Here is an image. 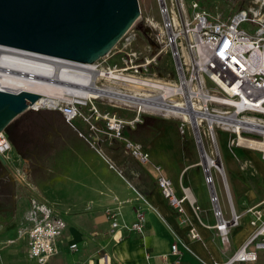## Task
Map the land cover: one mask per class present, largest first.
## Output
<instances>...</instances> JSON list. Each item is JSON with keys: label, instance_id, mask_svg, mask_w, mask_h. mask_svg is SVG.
<instances>
[{"label": "built area", "instance_id": "1", "mask_svg": "<svg viewBox=\"0 0 264 264\" xmlns=\"http://www.w3.org/2000/svg\"><path fill=\"white\" fill-rule=\"evenodd\" d=\"M154 1L157 3L161 22L146 18L144 27L152 44L160 46L173 61L175 81L162 82L148 78L150 69L157 64L160 52L139 58V54L130 49L135 35L129 30L110 55L106 56H110V63L113 62L110 70H107L110 75H115L111 83L125 87L115 83L114 78L129 77L156 83L157 89H141L143 93L138 96L147 102L137 107L136 117L129 123L115 113H111L110 117H101L93 106L92 109L95 119L101 118L106 122L105 127L110 138L123 141L125 150L134 159L142 165L153 167L157 187L168 205L182 216L185 215V207L188 205L197 215V209L194 208L196 200L191 191L181 188V196H177L171 180L165 176L160 166L152 163L149 153L141 145L124 137V128L126 125L133 127L138 123L141 114L181 120L180 115L167 111L175 108L185 113L187 119H182L181 123L189 124L195 134L201 135L200 127L205 124V134L212 140L215 131L233 136L229 142L230 147L258 153L264 162V0H252L249 6L226 19L198 11L199 6L195 2L186 5L183 0ZM148 48L150 53V47ZM34 55L46 58L70 72L80 71L86 66ZM93 65L100 71L99 62ZM114 92L124 96L131 95L121 90L114 89ZM95 100H62L54 110L59 111L65 122L73 127L72 122L77 118L89 122V118L81 114L79 109ZM30 109L36 112L41 110L34 107ZM90 128L93 129L92 126ZM11 149L4 133H0V156L6 159ZM216 168L224 176L222 168ZM204 173L205 183L212 189L210 203L216 220L214 228L221 242L227 243L230 230L239 226L241 215H237L231 207L229 217H224L210 172L204 170ZM143 203L146 204L145 201ZM148 208L152 209L150 206ZM245 213L249 215V225L253 228L250 237L225 262L213 261L209 264H258V255L264 252V210L254 206L247 208ZM31 217L34 224L24 234L28 255L34 264H46L57 255V240L66 225L53 212L38 207L35 202L32 203ZM105 217L112 230H126L140 235L144 232L145 217L140 211L129 225L120 224L118 214L110 210L105 212ZM188 236L191 240H200L194 226L190 227ZM4 248L5 246L0 245V253ZM70 249L76 250L77 246L72 245ZM183 253L192 255L187 245L177 240L170 249L173 260L164 258L163 264H180Z\"/></svg>", "mask_w": 264, "mask_h": 264}, {"label": "crops", "instance_id": "2", "mask_svg": "<svg viewBox=\"0 0 264 264\" xmlns=\"http://www.w3.org/2000/svg\"><path fill=\"white\" fill-rule=\"evenodd\" d=\"M86 117L89 122L77 118L71 127L57 110H27L10 124L12 149L6 165L0 163L9 173L0 179V212H31L37 202L65 222L57 240L58 253L46 264H163L164 258L173 260L170 249L177 240L192 252L183 253L180 264L223 263L250 237L253 228L245 212H235L241 215L240 224L230 230L227 243L221 242L216 220L206 207L195 215L187 205L185 215H178L162 197L153 167L140 164L123 141L110 138L105 122L92 113ZM250 167L256 170L254 164ZM163 172L181 196L180 175L167 168ZM260 183L264 187V181ZM4 187H10L9 195L3 193L8 192ZM5 202L10 203L9 210ZM254 206L264 210V188L246 193L240 208ZM107 210L118 214L120 224L128 225L142 212L143 234L112 230ZM223 215L228 218L229 212ZM191 226L199 241L189 238ZM72 245L77 249L71 250ZM7 249L0 253V264H34L29 255L26 260L18 258L14 246ZM258 264H264V252L259 253Z\"/></svg>", "mask_w": 264, "mask_h": 264}, {"label": "rangeland", "instance_id": "3", "mask_svg": "<svg viewBox=\"0 0 264 264\" xmlns=\"http://www.w3.org/2000/svg\"><path fill=\"white\" fill-rule=\"evenodd\" d=\"M183 1L186 5L195 2L199 6L198 11L226 19L232 17L240 9L249 6L252 0ZM138 4L140 18L130 29L131 33L135 35V41L130 49L139 54V58L152 56L160 52L157 57V64L150 69L148 78L162 82H174L176 72L173 61L165 51L161 50L160 46L152 44L149 40L147 29L144 27L146 18H152L158 23L161 22L157 3L154 0H138ZM148 47H150V53ZM98 62L99 69L103 71L110 70V65L113 63H110V56ZM96 85L100 88L110 87L115 90H121L123 93L131 95L143 93L140 88L114 86L103 78L98 80ZM7 88L14 91L13 87ZM92 106L101 117L107 115L110 117L111 113H115L117 117L126 123L132 121L137 114L136 105L120 103L112 98H98L92 101L91 104L88 103L87 106L81 107L79 112L86 116L91 113L94 114ZM98 120L105 122L101 118ZM10 128L11 126L4 135L11 144L9 138ZM200 130L201 135H197L189 124L182 125L181 120L177 118L141 114L139 122L133 127L125 126L123 135L127 140L141 145L149 153L152 163L155 159L160 160L161 162H156V164L162 170L167 168V170L177 172L180 175L178 180L180 193L181 188H188L191 191L196 200L194 208L199 212L198 215L205 207L209 212H213V207L210 203V191L212 189L205 183V167L202 165L203 155L199 151L200 146L204 155L216 163L219 162L221 165L224 176L214 168L210 170V175L222 212H231V207L234 212H245L247 208L244 207L242 210L240 206L241 202L246 201V193L251 190L258 191L264 188L260 183V180L264 181V164L260 161V155L233 146L230 147L229 142L233 139V136L230 137L221 131H215V136L212 140L207 133L205 134V124H202ZM252 164L255 166V171L250 167ZM8 174L7 171L0 168V179L6 178ZM5 188H7L8 192L3 193L9 195L10 187H4V191ZM23 188L26 189V185ZM2 191L3 188L0 189L1 195H3ZM36 205L40 204L36 202ZM5 206V210L10 209L9 202H5ZM38 219H40V216ZM33 224L31 212H0V245L7 247V250L14 246L18 258L26 260L28 258V254H26L28 245L24 234Z\"/></svg>", "mask_w": 264, "mask_h": 264}, {"label": "water", "instance_id": "4", "mask_svg": "<svg viewBox=\"0 0 264 264\" xmlns=\"http://www.w3.org/2000/svg\"><path fill=\"white\" fill-rule=\"evenodd\" d=\"M139 16L138 0H0V47L93 65ZM40 99L33 92L0 89V133ZM0 163L6 165L2 156Z\"/></svg>", "mask_w": 264, "mask_h": 264}, {"label": "bare ground", "instance_id": "5", "mask_svg": "<svg viewBox=\"0 0 264 264\" xmlns=\"http://www.w3.org/2000/svg\"><path fill=\"white\" fill-rule=\"evenodd\" d=\"M115 75L108 71H97L95 65H86L80 71H67L58 67L46 58H40L32 53L0 47V89L24 90L40 94V99L33 107L54 109L62 100H88L98 98L115 99L120 103L131 105H145L147 100L139 98L135 93L124 96L114 92L113 88H100L96 82L101 78L111 82ZM114 82L137 89H157L156 83L148 80L124 77L114 78ZM117 81V82H116ZM168 113L180 115V119H187L184 112L175 108L167 109ZM257 146V145H256ZM203 155L204 170L210 172L216 168V163ZM218 170V169H217Z\"/></svg>", "mask_w": 264, "mask_h": 264}]
</instances>
